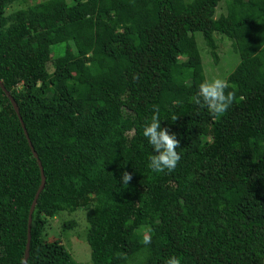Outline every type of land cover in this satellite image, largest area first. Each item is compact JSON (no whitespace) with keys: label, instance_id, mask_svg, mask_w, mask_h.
<instances>
[{"label":"trees","instance_id":"obj_1","mask_svg":"<svg viewBox=\"0 0 264 264\" xmlns=\"http://www.w3.org/2000/svg\"><path fill=\"white\" fill-rule=\"evenodd\" d=\"M198 33L214 65L221 41L239 60L218 116L191 100L207 79ZM0 81L46 178L25 264H80L63 235L81 231L91 264H264V0H0ZM154 107L180 141L160 173ZM40 184L0 86V264L23 263ZM80 208L86 231L63 216Z\"/></svg>","mask_w":264,"mask_h":264},{"label":"clouds","instance_id":"obj_2","mask_svg":"<svg viewBox=\"0 0 264 264\" xmlns=\"http://www.w3.org/2000/svg\"><path fill=\"white\" fill-rule=\"evenodd\" d=\"M228 88L229 84L224 79H205L198 85V90L191 100L195 105L206 108L210 114L218 116L225 113L233 103L234 93L226 91ZM143 136L154 153L149 158L151 170L160 173L174 169L180 160V154L177 151L180 141L174 132L161 127V119L155 107L150 122H146L143 127ZM130 179L129 173L122 174L124 184H127ZM144 243H150L149 237L144 238ZM164 264H181V262L177 256L171 255L164 260Z\"/></svg>","mask_w":264,"mask_h":264},{"label":"rangeland","instance_id":"obj_3","mask_svg":"<svg viewBox=\"0 0 264 264\" xmlns=\"http://www.w3.org/2000/svg\"><path fill=\"white\" fill-rule=\"evenodd\" d=\"M43 1H45L47 4L58 2V0H43ZM225 8H226L225 3L222 2L220 7L218 8V12L225 11ZM199 35L201 34L198 33L197 36L199 38L198 42L200 45L201 52L203 54V64H204V69H205L207 79H213V78L224 79L226 75L229 74L236 67L237 64L235 66L234 64L236 60H238V56L230 49V46L228 45L227 42L221 41L219 42V48H218L219 62H218V65H214L212 63V58L209 56V54L208 53L207 55L205 54V50H204L205 45L203 44L204 41ZM205 55H206V58H205ZM238 62L239 60L237 61V63ZM57 64L60 65V60L57 61ZM85 215H86L85 209L80 208L72 212L71 214H65L63 216L65 217V219H69V218L76 219V220H78V218L80 220L83 219L82 222L79 220L78 221H79V224L81 225L84 224L85 231H86L87 223H86ZM59 218L60 216H57L55 219H53L52 224L53 225L57 224V221L59 220ZM82 232L84 231L80 232L79 237H76L75 234L71 236L64 234L63 240L75 260H77L80 264H91L92 260H91L90 248L86 242L85 235H84V238L82 237ZM67 234H70V233H67Z\"/></svg>","mask_w":264,"mask_h":264},{"label":"water","instance_id":"obj_4","mask_svg":"<svg viewBox=\"0 0 264 264\" xmlns=\"http://www.w3.org/2000/svg\"><path fill=\"white\" fill-rule=\"evenodd\" d=\"M0 86L3 89V91L5 92V94L8 96V98L10 99V101L12 102V105H13V107H14V109H15V111H16L19 119H20V122L22 124V127L24 129V132H25V135L27 137V140H28V142H29V144L31 146V149H32L33 154H34V157L37 158V161H38V164H39V167H40V170H41V184H40V186H39V188H38V190L36 192V195H35V198H34V200L32 202V205H31V208H30V213H29V220H28V242H27V245H26L25 256H24L23 263H22V264H25L26 261H27V259H28V257H29V248H30V241H31V233H30L31 227H30V224H31V220H32V213H33L34 208H35V205L37 203V199H38L41 191L43 190V188L45 186L46 178H45V175H44L42 163H41V161H40V159H39V157L37 155V152L34 150V147H33L32 143H31L30 138H29L27 129H26L24 123H23V120H22L20 114H19L18 105H17L16 101L14 100V98L12 97V95L10 94V92L8 90H6V88L4 87L2 81H0Z\"/></svg>","mask_w":264,"mask_h":264}]
</instances>
